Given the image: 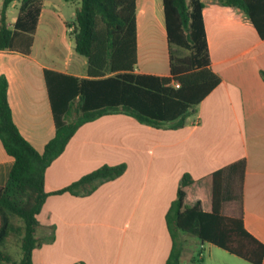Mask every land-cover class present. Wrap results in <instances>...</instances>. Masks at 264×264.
I'll return each mask as SVG.
<instances>
[{"label": "crops", "instance_id": "crops-1", "mask_svg": "<svg viewBox=\"0 0 264 264\" xmlns=\"http://www.w3.org/2000/svg\"><path fill=\"white\" fill-rule=\"evenodd\" d=\"M201 1L210 68L219 76V84L178 128L169 123L152 127L122 113L83 123L47 167L45 190H58L103 164L125 163L126 170L86 196L48 195L37 215V236L53 233V240L33 250V264H163L171 248L165 215L182 175L194 179L186 187L185 203L199 199L202 209L209 211V175L241 158L245 160L243 225L264 245V80L260 74L264 37L258 36L240 8L219 0ZM47 4L57 6L64 23L61 41L66 53L62 55H51L52 43L36 49L38 25L56 15L55 10L46 15ZM18 7L19 0L8 7L9 26ZM63 9L62 0H42L29 53L0 49V76L7 79L13 121L39 152L55 133L45 71L86 77L87 60L75 52L74 40H68ZM136 24L135 72L167 76L169 46L162 0H136ZM12 165L13 158L0 140V185ZM211 255V251L207 257L201 254L199 263L212 264ZM183 259L195 260L192 253L187 258L183 254Z\"/></svg>", "mask_w": 264, "mask_h": 264}, {"label": "trees", "instance_id": "trees-1", "mask_svg": "<svg viewBox=\"0 0 264 264\" xmlns=\"http://www.w3.org/2000/svg\"><path fill=\"white\" fill-rule=\"evenodd\" d=\"M15 0L0 5V49L29 53L42 0H19L17 16L7 23V10ZM240 8L264 37V0H219ZM169 46V74L159 76L135 72L137 64L136 0H79L72 28L74 50L86 58V77L45 71L55 122L54 136L41 152L23 137L13 121L7 98V79L0 76V140L13 165L0 185V264H33L32 252L43 241L37 236L40 213L50 194H91L103 182L121 176L125 163L103 164L70 184L47 192V167L63 152L76 130L103 115L122 113L152 127L171 124L178 128L196 105L220 82L210 68V56L203 22L201 0H162ZM180 50L187 51L181 54ZM264 80V71H260ZM173 82H178L175 87ZM245 160L238 159L209 175L211 209L205 211L198 199L185 203L186 187L194 179L184 173L171 202L165 222L171 248L163 264H183L184 241L190 233L200 243L208 242L253 264H262L264 245L252 236L241 217V182ZM239 184V215H225L223 203L234 199L232 180ZM232 188V187H231ZM22 225L15 227L12 218ZM21 231L19 260H13L1 246L11 232ZM72 264H84L82 262Z\"/></svg>", "mask_w": 264, "mask_h": 264}, {"label": "rangeland", "instance_id": "rangeland-1", "mask_svg": "<svg viewBox=\"0 0 264 264\" xmlns=\"http://www.w3.org/2000/svg\"><path fill=\"white\" fill-rule=\"evenodd\" d=\"M64 2V9H63V16L66 22L71 23L74 20V13L76 7L79 5V0H62ZM189 1V0H187ZM50 10H55L56 15H50L51 20L45 22L42 20L41 24L38 25V31L36 33V49H41L44 45L47 47L52 43L51 47V55L58 54L62 55L66 53V49H64V44L61 41V32L63 29V22H61V18L58 16V8L57 6H50L49 4L46 5L45 11L46 15ZM44 15V17L46 16ZM67 34L68 40L73 42L72 36V28L67 26ZM181 54L187 53V51L180 50ZM143 162V161H142ZM133 165L136 167L141 166L143 168V164L134 163ZM233 184L230 186V190L234 194V199L227 201L224 203L222 207V212L225 215H239V201H238V191H239V184L238 180L235 178L234 181L232 180ZM232 187V188H231ZM134 190V189H133ZM115 203V202H111ZM117 204V203H115ZM116 212V211H115ZM114 212V213H115ZM12 223L15 227L21 226L22 221L17 218H12ZM135 223L134 221L131 224V228L134 229ZM140 231H143V225L139 226ZM117 232V229H115ZM119 231V230H118ZM20 240H21V231L15 230V232H11L7 238L5 239L4 244L1 246L2 250L6 252L11 259L19 260L21 256V249H20ZM180 240L184 241V255L185 257H190V254L194 256L193 262H188L182 260L183 264H200L199 256L204 254V257H207L209 251H211V259L212 264H253L237 255L229 253L225 249L218 247L217 245L204 242L200 244L198 239L190 233H180ZM201 253V254H200ZM9 264V263H4Z\"/></svg>", "mask_w": 264, "mask_h": 264}, {"label": "built area", "instance_id": "built-area-1", "mask_svg": "<svg viewBox=\"0 0 264 264\" xmlns=\"http://www.w3.org/2000/svg\"><path fill=\"white\" fill-rule=\"evenodd\" d=\"M173 85H174L175 87H178V86H179V83H178V82H173Z\"/></svg>", "mask_w": 264, "mask_h": 264}]
</instances>
